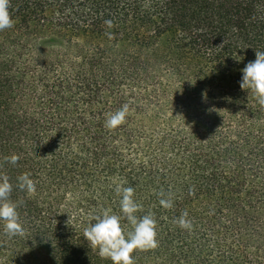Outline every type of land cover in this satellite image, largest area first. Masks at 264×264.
I'll use <instances>...</instances> for the list:
<instances>
[{
    "label": "trees",
    "instance_id": "obj_1",
    "mask_svg": "<svg viewBox=\"0 0 264 264\" xmlns=\"http://www.w3.org/2000/svg\"><path fill=\"white\" fill-rule=\"evenodd\" d=\"M9 13L0 177L24 235L0 225V264H112L83 234L91 215H120L117 183L155 220L156 247L133 264H264V109L239 86L264 52V0H9Z\"/></svg>",
    "mask_w": 264,
    "mask_h": 264
},
{
    "label": "clouds",
    "instance_id": "obj_2",
    "mask_svg": "<svg viewBox=\"0 0 264 264\" xmlns=\"http://www.w3.org/2000/svg\"><path fill=\"white\" fill-rule=\"evenodd\" d=\"M106 23L111 26L110 21ZM13 20L9 13V0H0V30L10 28ZM239 86L242 90L250 92L256 103L264 109V52L255 51V59L248 62L242 69ZM127 106L113 114H110L105 126L109 129L120 124L126 115ZM9 163L15 165L19 157L15 154L6 157ZM18 188L28 194L35 192V185L27 174L17 178ZM115 193L120 197V215L102 210L90 217L88 227L84 229V238L89 245L97 249L101 258L110 259L112 264H133L131 253L134 249L145 250L156 247L155 220L151 213L137 217L135 213L140 205L133 198L134 190L131 187H123L117 183L114 187ZM12 185L7 177H0V225L9 237L24 235V228L19 220L16 205L9 199ZM160 204L171 207V200L161 199ZM186 213L182 214L175 222L181 228L190 227L185 219ZM126 219L131 226V231L126 234L122 231L120 221Z\"/></svg>",
    "mask_w": 264,
    "mask_h": 264
}]
</instances>
